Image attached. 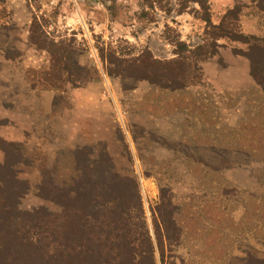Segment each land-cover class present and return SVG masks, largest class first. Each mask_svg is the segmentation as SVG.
Segmentation results:
<instances>
[{
	"label": "rangeland",
	"instance_id": "rangeland-1",
	"mask_svg": "<svg viewBox=\"0 0 264 264\" xmlns=\"http://www.w3.org/2000/svg\"><path fill=\"white\" fill-rule=\"evenodd\" d=\"M231 10L217 30L197 4L179 14L175 0H0V187L15 172L19 209H43L45 220L62 213L40 194L49 178L68 192L103 175L112 208L131 200L135 180L156 264L264 260V60H255L262 86L251 74L233 78L227 63L210 81L201 62L189 64L181 89L154 83L162 66L189 57L179 43L247 52L240 34H263L264 0H236ZM39 36L42 47L32 41ZM236 78L241 88L215 87ZM196 146L220 170L256 160L257 193L223 183ZM171 208L182 235L168 223V241L160 211ZM138 211L129 212L140 233Z\"/></svg>",
	"mask_w": 264,
	"mask_h": 264
},
{
	"label": "trees",
	"instance_id": "trees-1",
	"mask_svg": "<svg viewBox=\"0 0 264 264\" xmlns=\"http://www.w3.org/2000/svg\"><path fill=\"white\" fill-rule=\"evenodd\" d=\"M175 1L179 6V14L185 13L190 3L197 4L205 14L203 21L214 29H222L227 19L226 15L220 24L212 23L209 0ZM231 12L232 10L229 14ZM240 37L248 44L249 50L242 54L234 52L249 59L250 74L262 86L261 78L256 73L255 60L256 57L264 60V39L243 34ZM32 41L35 45L39 41L41 47L44 43L41 36L32 37ZM179 46L182 49L180 53L187 52L189 57L179 54V60L172 65L162 66V70L156 72L155 85L173 90L185 87L184 74L185 70H189V64L192 62L198 70V62L202 63L218 52L205 53L200 46L188 49L182 43ZM61 59L62 55L57 58V63ZM141 66L145 71L149 68L146 64ZM148 77L145 74L143 79ZM12 175L10 180H1L4 187H0V264H156L154 243L146 224L140 221L143 220V207L139 185L135 180H129L132 187L131 200L116 199V205L112 208L106 197L109 185L100 183L103 175L97 180L81 182L68 192L59 189L49 178L42 184L40 194L58 204L62 213L58 216L46 213L44 220L40 218L45 213L43 209L33 213L19 209L22 194L17 196L16 189L20 182L15 172ZM14 191L15 198H11ZM73 193L75 197L72 196ZM170 204L172 201L167 203ZM133 207L139 210L137 220L142 224L140 233L135 230L133 217L129 212ZM171 209L169 216L164 214V209L160 211L168 241V223L173 224L178 237L182 235L176 223V212L174 208ZM161 246L162 243L158 240V247ZM252 259L257 264H264V260Z\"/></svg>",
	"mask_w": 264,
	"mask_h": 264
},
{
	"label": "crops",
	"instance_id": "crops-1",
	"mask_svg": "<svg viewBox=\"0 0 264 264\" xmlns=\"http://www.w3.org/2000/svg\"><path fill=\"white\" fill-rule=\"evenodd\" d=\"M236 0H209V7H210V13H211V21L213 24L218 25L221 23L224 15L231 9H233V6L235 4ZM251 4L246 5L244 8L248 9ZM241 18H243V21L247 24L246 21V15H240ZM250 17L258 18V15H251ZM254 22V23H255ZM249 24V23H248ZM253 26V25H251ZM250 36H255V34H252L251 30L248 31ZM258 37V36H255ZM264 39V29L263 34L258 37ZM229 64L230 70L229 72L231 75L238 77H242L243 74H250V61L248 58L242 55L235 54L234 50H227L224 54V51H218L217 54L206 61L202 62L201 64V71L205 75V77H210V81H213V77L210 75V70L213 69L216 65L221 64ZM233 76V78H234ZM252 78V76H251ZM239 78H236L233 82H230L228 85H220L216 84L215 87H230V88H241L242 82L239 80ZM253 79V78H252ZM248 80V79H247ZM255 82V81H254ZM202 147L196 146V148L192 149V151L196 154V156L200 160H198L200 163L207 165L208 167H213V170L219 172L222 176L223 183H229L231 184L235 189L239 191H245L249 192L250 197H253L255 193H257V190L260 188L259 178L255 174L254 169L258 167L260 164L256 161L251 159L250 162H246L244 164H237L233 165L232 167H227L225 169H219V167H214L211 165V161L208 158L202 157L200 155H203L201 151H199ZM205 148V147H203ZM236 152L242 153V154H249L244 150H237ZM250 158H253V155L249 154ZM209 161H208V160ZM234 162V161H233ZM220 170V171H219ZM181 187V186H180ZM184 188H182L183 190ZM238 212V211H237ZM240 213L238 212V219L240 217ZM235 216V218H237ZM237 219V221H238Z\"/></svg>",
	"mask_w": 264,
	"mask_h": 264
},
{
	"label": "bare ground",
	"instance_id": "bare-ground-1",
	"mask_svg": "<svg viewBox=\"0 0 264 264\" xmlns=\"http://www.w3.org/2000/svg\"><path fill=\"white\" fill-rule=\"evenodd\" d=\"M147 187V186H146ZM149 188V187H148ZM153 189V188H152Z\"/></svg>",
	"mask_w": 264,
	"mask_h": 264
}]
</instances>
